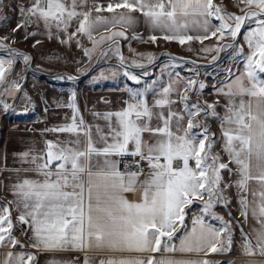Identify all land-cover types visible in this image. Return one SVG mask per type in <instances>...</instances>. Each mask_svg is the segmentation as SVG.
I'll return each instance as SVG.
<instances>
[{
  "label": "snow or ice",
  "instance_id": "1",
  "mask_svg": "<svg viewBox=\"0 0 264 264\" xmlns=\"http://www.w3.org/2000/svg\"><path fill=\"white\" fill-rule=\"evenodd\" d=\"M239 5L244 6L240 15L213 0H26L15 8L21 21L13 33L42 25L49 39L62 44L75 40L87 57L98 49L102 57L114 50L121 65L125 58L117 38L203 44L212 37L236 41L245 24L256 27L244 35L250 52L243 71L236 75L228 69L225 80L213 85L216 99L211 102L201 95L203 82L169 73L174 78L158 89L156 81L144 89L129 88L122 108L95 113L105 122L102 127L78 116L73 92L67 105L74 109L71 123L45 129L73 138L48 140L39 153L19 154L29 167L16 171L34 173L35 178L14 182L9 189L13 199L0 206V264H39V254L64 251L83 253V264H220L207 256L231 253L236 228L240 254L246 258L242 264H264V0H239ZM5 6L0 0V9ZM141 17L162 35L144 40L135 31ZM36 34L26 33L25 39ZM81 37L92 47L83 48ZM9 39L0 37V49L10 57L0 58V96L15 97L21 85L8 79L15 59L22 57L28 66L32 57L10 48L4 43ZM236 47L218 44L201 50ZM241 54L243 47L237 51ZM138 55L149 62L155 58L152 53ZM124 75L141 83L127 70ZM221 97L226 103H220ZM0 104L5 112L11 108L2 100ZM209 119L219 122V136L211 131ZM137 190L142 193L139 202L129 201L125 194ZM233 198L238 216L229 211L225 220L215 208L228 209ZM194 204L199 211L192 213L189 227L186 220ZM93 252L110 255L94 262L89 256Z\"/></svg>",
  "mask_w": 264,
  "mask_h": 264
},
{
  "label": "crops",
  "instance_id": "2",
  "mask_svg": "<svg viewBox=\"0 0 264 264\" xmlns=\"http://www.w3.org/2000/svg\"><path fill=\"white\" fill-rule=\"evenodd\" d=\"M212 23L215 24L213 21ZM255 27L256 24L253 27L243 30L236 41L238 47H242L241 45L244 35L250 29ZM137 29H140V32H138L146 35L147 37L152 34L157 36L162 35V33L159 31L153 32L150 27L144 23L143 17L138 20ZM224 40L217 42L216 38L212 37L208 40H205L203 44L199 43L198 41H192L181 45L176 41H165L163 39H158L155 44L151 43V45L153 44L155 47L154 49L152 48L151 53L155 55L159 50H177L175 51L179 52L178 54H175L177 56H184L190 60L207 63L213 59V57H217L220 52L215 50L211 52H204L201 49L206 47L215 48L218 46V44L221 45ZM127 44L128 42L122 44L123 51L121 54L124 56L125 60H127V55L125 53V47ZM132 58L133 61L139 60L137 55L136 57ZM132 58H129L128 60L130 61ZM244 63L245 54L243 51V56L237 63V66L232 73L237 74ZM100 70H102V75L99 74ZM122 72L124 71L122 70L121 73ZM109 76H111V74H108L107 71L99 68L90 74V78L87 79L85 83L75 86L70 85L71 89L66 87L59 89L48 84L41 86L40 84H35L34 82H30L28 85H22V83L20 84L21 90L15 94V101L13 104H10L11 108L7 112L3 110V106L0 104V206L8 204V202L13 199V195L9 189L14 182L24 177L35 178L34 173L16 171V169L29 167V165L22 164L20 162L19 154L25 151H31L34 154L39 153L45 148V141L48 140H67L73 138L68 133L45 131V129H52L71 123L74 109L68 107L67 105L71 102V96L73 92L76 94L75 105L78 109V116H82L84 121L88 124H99L103 127L105 122L99 117L95 116V113L117 111L124 106V101L129 100V92L127 89L131 88L136 90L145 88L142 85L137 86L134 81L126 78L125 80L127 83H129L128 85L126 83L112 84L109 81L111 80L109 79ZM261 78H264V74H261ZM219 84H217V86ZM146 85L147 84L144 86ZM160 85L156 86L157 89ZM176 86L180 88L183 87L182 84H177ZM24 93H27V98H25ZM201 95L204 99L209 100V102L216 99L213 86L205 87ZM6 98L7 97H5V95L0 96V100L9 104ZM147 98L149 102H151L153 98L151 91L147 93ZM193 99H195V97H193ZM220 103L224 104L226 101L221 97ZM176 107H179V105ZM217 111L223 114L224 109L222 107H218ZM207 123L210 125L211 131L215 132L217 136H219V122L209 119ZM216 150L220 151L219 144L216 146ZM221 155L224 156V153L221 152ZM224 158L227 159L226 156ZM141 194V190H137L135 193H126L125 196L129 201L139 202ZM217 207L218 208L215 209L223 212V217L225 220L230 219L228 216L229 211H231L232 217L238 216L234 198L232 205L228 209H225L219 205ZM198 211L199 205L194 204L189 213V218L186 220V223L189 227H191L190 218L192 213ZM15 216L16 212L13 211V217ZM209 222L218 224L216 221ZM233 227L236 228L235 224ZM15 235L20 236L21 233L17 231ZM240 239L241 237L239 229L236 228L233 251L226 254H209L207 259L219 261L220 264H228L229 261H234L235 264H242L243 260L246 258L242 257L240 254ZM3 251V249H0V254H2ZM26 251H32V249H26ZM106 255H110V253H89L90 258H92L94 262L98 258ZM176 255L177 258H180V254ZM52 260H55L57 264H60V262H68V264L76 262V264H83L84 254L81 252L64 251L55 253L44 252L38 256L39 264H49V261Z\"/></svg>",
  "mask_w": 264,
  "mask_h": 264
},
{
  "label": "rangeland",
  "instance_id": "3",
  "mask_svg": "<svg viewBox=\"0 0 264 264\" xmlns=\"http://www.w3.org/2000/svg\"><path fill=\"white\" fill-rule=\"evenodd\" d=\"M101 2H103V0H101ZM213 2L221 6L226 12L235 13L237 15L242 14L240 8L244 7L243 5L238 6L239 0H213ZM21 3H26V0H3V4L6 6L0 9V37H10L9 40L4 41L5 44L9 45L12 49L32 57V61L28 66L25 65L22 57H16L13 70L8 76L10 81L17 80L20 84L23 83L22 85H28L30 82H34L41 86L48 84L59 89L65 87L71 89V86L85 83L87 79L90 78V74H92L93 71L101 68L107 71L108 74H111V76H109L111 80L109 81L112 84L126 83L128 85L129 83L125 80V78L128 79V77L124 75V72L127 70L140 77L141 83L136 85H142L145 88L147 85L152 84L153 81L157 82L156 86L167 84L170 79L174 78V76L170 77L169 73H179L181 78H192L203 82L206 87H212L224 81L228 76L227 70L231 69L233 72L237 63L243 56V54L237 55L239 49L237 46L235 49L226 48L224 51L220 52L216 60L211 59L209 62L204 63L187 59L184 56H177L175 55L179 53L175 52L177 50H159L155 55L153 54L155 57L153 61L149 62L146 56L142 58L138 54L151 53L152 48H155L153 44L151 45V42H143L135 39L125 41L122 38H117L120 44V53L123 51L122 44L128 42L125 47L127 60L124 61L123 65H121L119 57L115 54L114 50L109 52L107 56L102 57L100 56V49H98L91 54V57H87L84 55L82 48L77 47L75 40L68 44H62L56 38L49 39L42 25L40 27L29 25L27 28L13 33L12 29L21 21L19 13L15 11V8ZM211 19L215 24H219V21L214 17ZM253 26H255L254 22L245 24L241 29V33L246 28ZM71 30L72 29H70V31ZM113 30L115 31L116 29ZM135 31L137 33L140 32V29H137V25L135 26ZM29 32H36L37 34L35 36L29 35L28 38L25 39L26 33ZM100 34L107 35L108 33L101 31ZM139 34L144 37V40H147L148 37L146 35L142 33ZM128 35L131 36L132 33L129 32ZM240 35H238L236 41ZM96 38L98 39L99 37L97 36ZM80 39L83 48L92 47L87 38L81 37ZM37 40L41 41V43L33 47V44ZM236 41H233L230 36H226L221 45L236 44ZM241 46L246 56L250 52V49L244 39ZM102 47L104 50H107L108 45L105 44ZM136 55L139 59L136 62L142 63L144 65L143 68L136 67L133 64L132 57H136ZM127 57L132 59L129 61ZM171 57H175L176 59L173 60ZM0 58L9 59L10 57L7 52L0 49ZM190 61H194L195 63H190ZM243 68L244 65L236 75L243 71ZM122 70L124 72L121 73ZM101 71L102 70H100L99 73L100 75H102ZM145 71L149 73V75L145 76ZM58 76H71L74 77V79H58ZM145 84L147 85L144 86ZM189 94L191 95V90H189ZM5 97H7L6 100H8L7 102H9V105L13 104L15 101L13 96L5 95ZM215 211L221 216L224 215L223 212L218 209H215Z\"/></svg>",
  "mask_w": 264,
  "mask_h": 264
}]
</instances>
